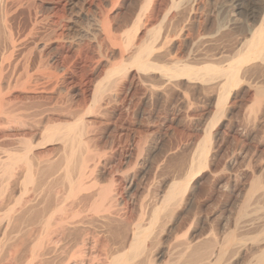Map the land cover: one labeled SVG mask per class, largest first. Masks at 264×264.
<instances>
[{"label": "rangeland", "instance_id": "rangeland-1", "mask_svg": "<svg viewBox=\"0 0 264 264\" xmlns=\"http://www.w3.org/2000/svg\"><path fill=\"white\" fill-rule=\"evenodd\" d=\"M110 1L113 0H18V4L24 2L21 4L27 6L19 5L20 12L23 14L26 12V16L23 15V18L29 17L27 15L34 11V14H31L32 17L38 14L40 15L38 17L43 18L49 14L48 19L54 20V23L49 19L44 24L45 28L39 27L37 40L35 38L38 47L32 49L33 43H31L32 46H28L32 55L27 52L28 50L26 51L28 47L22 51V53L25 52V55L28 53L29 57L27 54L24 58L25 55L21 53L24 56L22 58L19 53V55L17 54L19 57L16 55L14 58H9L12 61L7 59L11 64L4 65L5 58L0 56V76H3V79L2 76L0 77V81L3 83L0 82V90L3 89L0 92H3L0 98L5 99L4 101L0 99V111L4 110L5 114L8 115L0 112V264H26L27 262V264H32L30 261L34 264H44L45 261H49L51 264H59V259L56 258L58 254L52 251L56 254L53 255L52 249H50L55 246L56 241L53 243L43 231L40 233L39 230L43 228H40L43 222L41 221V224L37 221L42 218L41 215L43 214L47 213L45 217L50 216L56 203L58 204L56 210L66 208L67 205L71 208L72 193H69L70 184H67L65 174L68 171L67 173L71 177L75 175L74 167L79 164L81 154L84 157H90V159L87 158V164L90 163L89 166L92 170L88 168V171L93 177L90 176V179L94 181L96 179V184L98 183L97 185L100 187L98 188L96 185V188L107 190L112 187V191L116 190L115 192L119 193V201H123H121L122 208L120 207L123 215L130 206L132 207L134 195L135 198L141 196L145 189L155 191V193H164L168 190V186L174 182H184V184L188 182L186 185L189 186L188 190L190 189V194L192 192L193 199L186 205L187 207L185 206L187 210H185L183 217L185 218L184 224L194 222L193 227L188 226V224L181 226V229L178 227L180 229L178 231L175 229L173 231L175 235L172 233L171 239L174 237L176 239L172 243L175 244L177 239V241L183 240L185 237L182 236L187 232L188 235L185 234L187 237L199 238L200 236L199 239L204 240V243L209 241L212 233H216V237L220 238L218 242L221 245L223 244L222 240H226L224 238H228L226 236L230 235L234 241L229 246L228 256L230 253L232 256L229 259L226 257L227 261L234 264H264V239H262L264 238V200H262L264 198V169L262 168L264 164V63L261 60H254L245 65L248 67L251 64V69L248 71L249 75L244 72L240 73L239 76L242 75L240 84L232 87L225 94V102L218 108L217 101L223 93L219 84L223 82L220 75L216 74V76H220V82L216 80L218 76L216 77L215 73H210L207 76L204 71L193 72L191 74L192 79L188 77H167L165 79V76L156 71L145 72L146 74L137 71V67L129 60L137 51L136 48L140 45L142 38L143 40L147 38L146 41L149 40V42L152 41V38L146 37L148 35L144 36V33L148 34L146 29L149 28L150 30L156 23L155 27L158 25L156 30L158 34L161 33L157 39V44H155V47L159 48L156 49L159 56H155L154 51L152 57L157 60L158 64L159 62L160 64L169 63V68L186 63L198 67L207 63L217 65L219 63V66L224 63L222 66H227L232 56H235L236 52L238 53V50L241 49L244 40L249 39L251 30L256 29L261 23L264 17V0H158L159 3L156 1V7L161 6V12L156 8L158 12L156 11L157 16L155 17L157 18L155 19L157 20L155 22L153 20L154 24H150L153 25L152 27H149L147 22L150 10L146 11V0H119L117 4L120 7L117 8L118 6H116L113 11L115 12L114 23L120 27L119 34L117 33L118 37L125 40L129 29L131 32L136 30L137 32H135L139 36L142 35L139 37L137 34L136 37L133 31L131 36L134 41L126 47V53L124 51L123 54L117 49H109L108 44L107 47L104 46L107 43L105 37L101 32H98V21L103 19L106 11H111L108 10L112 7ZM33 3L34 5H31ZM42 5H44L43 8ZM44 8H48L50 11ZM138 11L139 13L145 11L142 16L146 15V18H143L147 24H143L146 27L148 25L147 28H142V24V27L138 25L141 21L137 24L138 27L133 29L136 26L134 23L137 14H139ZM251 12L257 16V19L249 17ZM162 13L163 15L168 13L167 23H162ZM69 14L72 15L69 16ZM62 17L67 19V22L64 18L61 20ZM158 19H160L159 23H157ZM27 20L29 21L28 18ZM142 20L144 22V19ZM72 21H76V23L74 22L73 25ZM163 25L167 26L161 28ZM138 28H140L141 33L138 32ZM125 30L126 32H124ZM53 32L54 34H52ZM163 32L165 34L167 32L169 37V53L166 52V55L168 53L169 56H166L163 50L159 52ZM61 33L66 36L64 37ZM93 34H98V36H93ZM48 35L49 38H47ZM149 36L151 35L149 34ZM1 39L0 36V48L4 43ZM45 42L48 46L45 45ZM99 43L102 44L99 45ZM97 44L98 46H96ZM235 44H238L239 47ZM132 46L135 47V50H133L134 47L130 48ZM42 48L47 53H43ZM103 48L104 50H102ZM103 51L110 54L106 55ZM127 51L132 52L128 54ZM99 56L102 58L100 57V59ZM204 56H207L206 60H204ZM103 57H105L106 63L105 59L110 58L108 63L111 64H106ZM118 57L122 58L119 59ZM27 58L30 60L27 61ZM36 60L41 61L40 67L36 65L38 64ZM124 60V63L127 64V67L125 66L126 74L122 76L125 73L123 70L121 74H115L116 79L113 75L111 82L109 72L113 67L112 65H119ZM126 61L130 62L127 63ZM112 62L114 63L112 64ZM255 65L260 66H257V69ZM254 68L255 71L257 70L256 72H254ZM53 74L57 76L54 77ZM123 77L127 79L126 84V79ZM211 77L214 78L212 79L214 82L212 80L207 82L206 79ZM118 80L121 81V85L119 83L117 86ZM108 81L111 82V85L107 84ZM113 81L117 82L114 83ZM166 83L167 86H165ZM101 84L103 91L107 90L105 93L107 96L102 92L100 99L102 102L96 103L94 94L96 87ZM108 92L111 93V97H109ZM114 95L116 96L114 97ZM15 114L17 115L14 116ZM13 117L16 118L13 119ZM75 123L79 124L76 127L78 132L76 131L77 133L74 135L76 139L80 136L76 141L81 144L75 147L79 157L74 160L71 167L69 163L66 165V161L71 154L72 147L71 145L68 146V142L63 139V132L60 134L58 132L53 137V135L50 136L45 132V128ZM79 126L81 130L78 129ZM79 130L81 132L83 130L82 133L84 134H81ZM83 144L85 148L82 147ZM76 145L79 144L76 143ZM88 153L92 156H89ZM29 165L31 169L28 168ZM70 169L73 172H70ZM97 175L101 179L97 178ZM128 176H132L134 182H132L130 190L127 188L129 187L127 184ZM43 179L45 182L42 181ZM255 181H258L262 187L253 190ZM99 182L102 184V188ZM154 188L155 190H153ZM65 197L70 199L66 200ZM60 201H63V204ZM58 202L62 205L60 206ZM57 206L60 207L57 209ZM46 207L47 209H45ZM29 209L31 210L30 213L33 211L34 217L39 215L41 217H38L37 221V218L33 220L32 214L28 212ZM34 210L42 212L35 214ZM69 210L67 209V212L72 209ZM23 213L33 218H30L31 223L34 222L31 224L33 226L30 223V226L28 225L29 217L26 215L25 217L28 218L24 219ZM34 214L39 215L35 216ZM45 217L40 220H44ZM25 220L26 224L23 223ZM53 230L55 227L50 232V236L52 235L50 238L54 240L57 235L52 232ZM258 233H261L262 238ZM40 234L42 237H38ZM55 235L56 237H54ZM46 237L48 242L45 240ZM43 238L45 240L44 245L47 243L50 253L44 245L46 250L43 247L39 251L37 250V244L38 246L41 245L39 243L43 242ZM259 238L260 240H258ZM40 240L42 241L40 242ZM33 243L34 249L31 248ZM240 243V247L243 243L245 245L240 248ZM53 248L56 250L55 247ZM231 248L235 251L238 248L239 250L234 252ZM37 251L38 253L41 252L40 256L39 254L35 255ZM179 253L180 250L177 249L173 256L177 258ZM173 256V261L177 260ZM231 262L227 263L233 264Z\"/></svg>", "mask_w": 264, "mask_h": 264}, {"label": "bare ground", "instance_id": "bare-ground-1", "mask_svg": "<svg viewBox=\"0 0 264 264\" xmlns=\"http://www.w3.org/2000/svg\"><path fill=\"white\" fill-rule=\"evenodd\" d=\"M119 0H113V1H110L112 4H111V9L109 8L108 10H111V11H106V15L104 14L103 16V19L98 21L99 23V30L98 32H101L104 37H105V40H106V44L104 46L107 47V44L109 46V49L111 48L112 50L114 49H117L120 53H126V47L129 46L134 40H133V37L131 36V34L134 33V35L137 37V34L136 33L137 31L136 30H133L132 32L129 31L127 32L126 34V39L123 40V39H120L117 35L118 31H120V27L118 26V24H115L114 23V15H115V12L114 9L116 6H118L119 4L118 3ZM121 1V0H120ZM156 1L157 3H159L158 0H146V11L150 10L149 11V14L147 16V22L149 23V27H152L153 25H150V24H154L153 23V20L155 22V16L156 15V8H158V10H160L161 12V9L160 7H156ZM197 1V0H195ZM236 1V0H235ZM32 2V1H31ZM44 3V1H42ZM192 2V1H191ZM22 3V2H21ZM18 4V0H0V36L1 38L3 39L4 43L2 45V48H0V56L5 58L4 62L6 64H9L10 61H7V59L9 58H14L17 54L19 55V53L21 54L22 51L24 49H26L28 46H32L31 43H33L34 45L31 47L32 49L34 48H37L38 47V44L35 42V38L37 37V32H38V29L40 26H42L43 28L44 27V24H46V22L49 21L48 19V15L47 16H44L43 18L41 17H38L40 15L38 14H35L37 16L35 17H32L31 14L33 13L34 14V11L30 14V15H27L29 17H27L29 19V21L27 20V18H23V15L26 16V12L23 14L22 12H20V6L19 5H22V4ZM28 3H30L28 1ZM36 3V2H35ZM197 3V2H196ZM26 4V3H25ZM42 4V3H41ZM145 4V3H144ZM163 4V3H162ZM195 4V3H193ZM31 5H34L31 4ZM30 5V7H31ZM48 5V4H47ZM160 5V4H158ZM23 7H25L24 5H22ZM21 6V8H22ZM51 6V5H50ZM194 6V5H193ZM234 6V5H232ZM240 6V5H239ZM27 7V6H26ZM29 7V9H30ZM44 7V5H42V8ZM120 6H118L117 8H119ZM144 7V6H143ZM142 7V8H143ZM167 7V6H166ZM145 8V7H144ZM150 8V9H148ZM24 9V8H23ZM22 9V11H23ZM33 9V8H32ZM48 11H50V9L48 8H44ZM43 9V10H44ZM72 9V8H71ZM53 10V9H52ZM140 10V9H139ZM144 10V9H143ZM47 11V12H48ZM118 11V10H117ZM142 11V10H141ZM138 13L137 14V18H136V21H135V25L133 27V29H135V27H138L137 24L139 26L143 27L142 28H147L146 26H144L143 23H145V25L147 24L145 22V18H146V15L145 16H142L145 14V11L141 13ZM169 11V10H168ZM166 11V12H168ZM158 12V11H157ZM102 13V12H101ZM117 13V12H116ZM137 13V12H136ZM47 14V13H46ZM147 14V12H146ZM158 14V13H157ZM72 14H69V16H71ZM160 15V14H159ZM24 16V17H25ZM161 16V15H160ZM264 16V15H263ZM262 16V17H263ZM50 17V15H49ZM101 17V15H100ZM145 17V18H143ZM162 23L164 24L167 20V17L168 16V13L164 14L162 13ZM249 17L251 18H256L257 19V16H255L253 14V12H251L249 14ZM261 17V16H260ZM64 17H62L61 20H63ZM70 18V17H69ZM68 18V19H69ZM72 18V17H71ZM128 18V17H127ZM159 18V17H158ZM60 19V18H59ZM58 19V20H59ZM86 19V18H85ZM135 19V18H134ZM144 19V22L143 20ZM200 19V18H199ZM28 23H27V21ZM52 21V19H50ZM64 20L67 22V19L64 18ZM72 20V19H71ZM70 20V21H71ZM77 20V19H76ZM159 20L158 19V22L159 23ZM192 20V19H191ZM238 20V19H237ZM261 20V19H260ZM54 21V20H53ZM52 21V22H53ZM69 21V22H70ZM73 22V21H72ZM71 22V23H72ZM76 23V21H74ZM74 22H73V25H74ZM131 22V21H130ZM194 22V21H193ZM232 22V21H231ZM236 22V21H235ZM54 23V22H53ZM56 23V21H55ZM70 23V24H71ZM120 23V22H119ZM161 23V21H160ZM167 23V22H166ZM243 23V22H242ZM58 24V23H56ZM132 24V25H134ZM142 24V25H141ZM156 24V23H155ZM155 24H154V27H152L150 30L149 28H147V33H144L148 36L146 37H149V38H152V41L149 42L146 41V40H143L142 38V41L140 43V45L138 46L137 51H135V54L132 56L131 59H129L130 63H133L136 67H137V71H142L143 73L145 72H149V71H156V72H159L161 73L163 76H165L164 78L166 79L167 77L169 78H179V77H188L190 79L191 78V74L194 72V73H197V72H200V71H204L206 73V75L208 76L210 73H215V76L216 74L220 75L222 78H223V82L219 83L220 84V88H222L221 90H223V93L219 96L218 98V101H217V106L218 108L221 107V105L225 102V94L227 92H229V90L234 87V86H237L238 84H240V80H242V75H240V73H248V71L251 69L250 65L247 67H245V65H248V63L254 61V60H261V62L264 63V17L262 18L261 20V23L259 24L258 27H256V29L254 30H251L250 32V37L248 36L249 39H247L246 41L244 40V43L241 44V49L238 50L239 52L237 53L236 52V55L233 57L232 56V59L229 61L228 65L227 66H222L224 63H221L219 66V63L218 65L213 63V64H204L203 66L201 67H198V66H191V65H188L187 63L186 64H182L181 66H175L173 68H169V63L167 64H158L157 60L154 59L152 56H153V53L155 51H158L156 49H159L158 47L156 48L155 47V44H157V39H159V36L161 35L160 31L158 34L157 32V26L155 27ZM237 24V23H236ZM66 25V24H65ZM64 25V26H65ZM72 25V26H73ZM77 25V24H76ZM131 25V27H132ZM60 25H58L59 27ZM164 26H167V25H163L161 26V28H165ZM55 27V26H54ZM61 27V26H60ZM66 27V26H65ZM130 27V28H131ZM69 28V27H68ZM141 28V29H142ZM160 28V29H161ZM255 28V27H253ZM49 28L47 27V30ZM55 29V28H53ZM67 29V28H66ZM71 29V27H70ZM70 29L69 32H70ZM97 29V28H96ZM122 29V27H121ZM140 28H138L139 30ZM167 29V28H166ZM244 29V28H243ZM40 30V29H39ZM64 30V29H63ZM124 30V29H123ZM127 30V29H126ZM126 30L124 32H126ZM162 30V29H161ZM136 31V32H135ZM145 31V30H144ZM163 31V30H162ZM161 31V32H162ZM169 31V30H168ZM247 31V30H246ZM55 32V31H54ZM54 32L52 34H54ZM140 32V30L138 31ZM146 32V31H145ZM93 33V32H92ZM94 33H97V31H94ZM100 33V34H101ZM121 33V32H120ZM123 33V32H122ZM141 33V32H140ZM56 34V33H55ZM64 35V33H61ZM69 34V33H68ZM119 34V33H118ZM149 34L151 36H149ZM164 34V35H163ZM163 36L161 38V44H160V50L159 52H161L163 50V52L165 53L166 55V52L169 53L168 51V47H169V37H168V34L166 32V34L163 32ZM248 34V33H246ZM98 36V34H93V36ZM123 35V34H122ZM133 35V36H134ZM158 35V36H157ZM3 36V37H2ZM39 36V35H38ZM66 35H64L65 37ZM92 36V35H91ZM121 36V35H120ZM124 36V35H123ZM139 36V34H138ZM142 36V35H140ZM139 36V37H140ZM86 37V36H85ZM88 37V35H87ZM122 37V36H121ZM243 37V36H242ZM39 38V37H38ZM41 38V36H40ZM47 38H49V35L47 36ZM90 38V37H89ZM94 38V37H93ZM124 38V37H123ZM144 38V39H145ZM1 39V40H2ZM62 39V38H61ZM68 39V37H67ZM70 39V38H69ZM135 39V37H134ZM141 39V38H140ZM240 39V38H239ZM37 40V38H36ZM39 40V39H38ZM45 40V38H44ZM48 40V39H47ZM65 41V39H63ZM238 40V39H237ZM46 41V40H45ZM97 41V40H96ZM48 42V41H47ZM51 42V41H50ZM66 42V41H65ZM81 42V41H80ZM240 42V41H239ZM238 42V44H240ZM1 43V42H0ZM29 43V45H28ZM105 43V41H104ZM31 44V45H30ZM49 44V43H48ZM77 44V43H76ZM96 44V43H95ZM102 44V43H99V45ZM136 44V43H135ZM134 44V46H135ZM159 44V43H158ZM238 44L236 45L237 47ZM45 45L46 42H45ZM41 46V45H40ZM48 46V45H47ZM46 46V47H47ZM71 46V45H69ZM76 45L74 44V47ZM98 46V44L96 45ZM134 46L130 47V48H133ZM157 46V45H156ZM1 47V45H0ZM43 47V46H42ZM72 47V46H71ZM101 47V46H100ZM136 47V46H135ZM135 47L133 50H135ZM234 47V46H233ZM30 47H28V49H26V51L32 55V53H30ZM105 48V47H104ZM104 48L102 50H104ZM31 49V51H32ZM44 48H42L41 51H43ZM101 49V48H100ZM100 49H99V53H100ZM239 49V48H237ZM46 50V49H45ZM58 50V49H57ZM165 50V51H164ZM39 51V50H38ZM130 51V49H129ZM233 51V50H232ZM231 51V52H232ZM235 51V50H234ZM237 51V50H236ZM46 52V51H45ZM43 51V53H45ZM55 52V51H54ZM104 52V51H103ZM102 52V53H103ZM117 52V51H116ZM128 52V51H127ZM132 52V51H131ZM130 52V53H131ZM134 52V51H133ZM162 52V53H163ZM217 51H215L216 53ZM25 53V52H24ZM22 53V54H24ZM24 56H22V54L20 55V57H24L26 58L27 54ZM36 53H38L36 51ZM41 53V52H40ZM39 53V54H40ZM47 53V52H46ZM49 53V52H48ZM109 53V52H108ZM107 53V54H108ZM128 52V54H130ZM158 53V52H157ZM155 54L158 55V54ZM163 53V54H164ZM167 53L166 56H169V54ZM29 54H28V57H29ZM38 54V55H39ZM104 54H106V52H104ZM106 54V55H107ZM110 54V53H109ZM160 54V53H159ZM217 54V53H216ZM16 56V57H19V56ZM49 55V54H48ZM99 55V54H98ZM102 55V54H101ZM105 55V56H106ZM164 55V56H165ZM213 55V54H212ZM219 55V54H218ZM120 56V55H119ZM122 56V55H121ZM159 56V55H158ZM31 57V56H30ZM38 57V56H37ZM42 57V55H41ZM39 57V58H41ZM102 58V56H99V58ZM124 57V56H122ZM122 57H118L119 59L122 58ZM206 60V57L207 56H204ZM209 57V56H208ZM212 57V56H211ZM214 57V56H213ZM216 57V56H215ZM220 57V56H219ZM100 58V59H101ZM104 58L103 57V61H104ZM108 58V57H107ZM117 58V59H118ZM157 58V57H155ZM161 58V57H160ZM166 58V57H165ZM210 58V57H209ZM224 58V57H223ZM18 59V58H17ZM36 59V58H35ZM44 59V58H43ZM49 59V58H48ZM52 59V58H51ZM80 59V58H79ZM110 59V58H108ZM108 59H105L108 63ZM118 59V60H119ZM162 59V58H161ZM168 59V58H167ZM12 61V59H9ZM14 60V59H13ZM16 60V58H15ZM24 60V59H22ZM26 60V59H25ZM30 60V59H29ZM28 58H27V61H29ZM46 60V59H44ZM116 60V59H115ZM158 60H159V57H158ZM165 60V59H164ZM203 60V62H204ZM214 60V59H213ZM37 61V60H36ZM35 61V62H36ZM74 61V60H73ZM91 61V60H90ZM94 61V60H93ZM97 61V60H95ZM99 61V60H98ZM163 61V59L161 60ZM216 61V60H215ZM24 62V61H23ZM38 64V67H40L39 65L41 61H37ZM36 62V63H37ZM47 62V61H46ZM92 62V61H91ZM102 62V61H100ZM105 62V61H104ZM120 62V60L118 61ZM124 61L121 62V64L119 65H116L113 64L114 62H112V68L109 72V78L111 79V77H113V75L115 76V79L117 78L115 74L119 73L121 74V71L124 70V74L122 76H124L126 74V71H125V66L127 65L126 63H124ZM127 62V61H126ZM127 62V63H128ZM167 62V61H166ZM169 62V61H168ZM210 62V61H209ZM220 62V61H219ZM260 62V61H259ZM17 63V62H16ZM21 63V62H20ZM19 63V64H20ZM29 63V62H28ZM45 63V62H44ZM42 63V65L44 64ZM94 63V62H93ZM97 63V62H96ZM95 63V64H96ZM106 63V62H105ZM106 63V64H107ZM110 63V62H109ZM108 63V64H109ZM162 63V62H161ZM211 63V62H210ZM226 63V61H225ZM11 64V63H10ZM18 64V65H19ZM30 64V63H29ZM100 64V63H99ZM111 64V63H110ZM256 64V62H255ZM262 64V63H261ZM35 65V67H36ZM71 65V64H70ZM69 65V66H70ZM94 65V64H93ZM14 66V65H13ZM27 66V65H26ZM34 66V64H33ZM44 66V65H43ZM42 66V67H43ZM96 66V65H95ZM94 66V67H95ZM256 66V65H255ZM257 66H260V65H257ZM256 66V68L258 69V67ZM6 67V66H5ZM9 67V65H8ZM18 67V66H17ZM25 67V66H24ZM34 67V68H35ZM97 67V66H96ZM111 67V66H110ZM127 67V66H126ZM133 67V66H132ZM2 68H3V65H2ZM15 68H16V65H15ZM89 68V67H88ZM4 69V68H3ZM2 69V72L5 70ZM28 69V68H27ZM66 69V68H65ZM64 69V70H65ZM197 70V71H196ZM15 71V70H14ZM34 71V70H33ZM129 71V70H128ZM253 71V70H252ZM257 71V70H256ZM255 71V68H254V72ZM13 72V71H12ZM24 72H26L24 70ZM67 72V71H66ZM251 72V71H250ZM65 73V72H64ZM63 73V74H64ZM123 73V72H122ZM259 73V72H258ZM27 74V73H26ZM47 74V73H46ZM44 74V75H46ZM49 74V73H48ZM128 74V73H127ZM135 74V73H134ZM146 74V73H145ZM155 74V72H154ZM13 75V74H12ZM108 75V74H107ZM118 75V74H117ZM130 75V74H129ZM129 75H126V76H129ZM217 75V76H218ZM249 75V73H248ZM2 76V75H1ZM0 76V77H1ZM54 76V74L52 75ZM55 76H57L55 74ZM54 76V77H55ZM125 76V77H126ZM135 76V75H134ZM216 76V77H217ZM218 76L216 78L217 81H219V77ZM244 76V75H243ZM58 77H59V74H58ZM123 77V78H125ZM241 77V78H240ZM18 78V77H17ZM120 78H122L120 76ZM119 78V79H120ZM127 78V77H126ZM125 78V79H126ZM244 78V77H243ZM245 78H246V75H245ZM249 78V77H248ZM2 79H3V76H2ZM12 79V78H11ZM198 79V78H197ZM214 79L213 77L211 78H208L206 79L207 82H209L210 80ZM16 80V79H15ZM38 80V79H37ZM49 80V78H48ZM52 80V79H51ZM168 80V79H167ZM246 80V79H245ZM59 81V80H58ZM106 81V80H105ZM119 81V80H118ZM125 81V80H123ZM122 81V82H123ZM213 81V80H212ZM221 81V80H220ZM219 81V82H220ZM244 81V80H243ZM1 84L2 81H0ZM10 82V81H9ZM18 82V81H17ZM49 82V81H47ZM46 82V83H47ZM53 82V81H51ZM111 82H112V79H111ZM111 82L108 81L107 84L109 83L111 85ZM114 82V81H113ZM117 82V81H115ZM114 82V83H115ZM121 81L117 82V86L119 85ZM165 82V81H164ZM214 82V81H213ZM19 83V82H18ZM35 83V82H34ZM57 83V82H56ZM60 83V82H59ZM98 83V82H97ZM103 83V82H102ZM127 83V79H126V82L125 84ZM217 83V82H216ZM0 84V85H1ZM29 84V83H28ZM50 84V82H49ZM124 84V85H125ZM218 84V85H219ZM48 85V84H47ZM56 85V84H55ZM121 85V83H120ZM222 85V86H221ZM115 86V85H114ZM123 86V85H122ZM167 86V83L166 85ZM55 87V86H54ZM111 87V86H110ZM152 87V86H151ZM1 88V87H0ZM8 89H9V86H8ZM58 89V88H57ZM108 89V88H107ZM163 89V88H162ZM3 90V89H1ZM0 90V92H1ZM103 85L101 84L100 86L96 87V91H95V94H94V100L96 101V103L98 101L102 102L100 99L102 98V92L107 93V90L103 91ZM111 90V89H110ZM109 92H112L110 91ZM153 90V89H152ZM116 91V90H115ZM158 91V90H156ZM160 91V90H159ZM59 92V91H57ZM108 92V93H109ZM162 92V91H161ZM3 93V92H2ZM0 93V96H2ZM51 93V91H50ZM158 93V92H157ZM5 94V93H4ZM3 94V95H4ZM53 94V93H51ZM114 94V93H112ZM148 94V93H147ZM61 95V94H60ZM107 96V94H105ZM109 97H111V93L108 94ZM153 95V94H152ZM156 95V94H154ZM5 96V95H4ZM53 96V95H52ZM64 96V95H63ZM116 95H114L115 97ZM126 96V95H125ZM48 97V96H47ZM59 97V96H58ZM104 97V95H103ZM157 97V96H156ZM155 97V98H156ZM49 98V97H48ZM57 98V97H56ZM108 98V97H107ZM125 98V97H124ZM160 98H161V95H160ZM167 98V97H166ZM1 99V98H0ZM112 99V98H110ZM114 99V98H113ZM162 99V98H161ZM1 100H5L2 99ZM58 100V99H57ZM106 100V98H105ZM109 100V98H108ZM154 100V99H152ZM94 101V102H95ZM48 102V101H47ZM99 102V104H100ZM104 102V101H103ZM2 103V102H1ZM4 103V102H3ZM8 104V103H7ZM6 104V105H7ZM102 104V103H101ZM54 106V104H53ZM103 106V105H102ZM101 106V107H102ZM47 107V106H46ZM56 107V106H55ZM54 107V108H55ZM50 108V107H49ZM58 108V107H57ZM62 108V107H61ZM4 109V108H3ZM59 109V108H58ZM6 110V109H5ZM10 111V109H9ZM0 112H4V110H1ZM58 112V111H57ZM56 112V113H57ZM8 113H11V112H8ZM13 114V113H12ZM48 114V113H47ZM50 114V113H49ZM76 114V113H75ZM4 115L5 112H4ZM4 115L2 114V116L4 117ZM11 115V114H10ZM17 114H15L14 116H16ZM8 116V115H6ZM57 116V115H55ZM18 117V116H17ZM1 118V117H0ZM8 118V117H7ZM10 118V117H9ZM12 118V117H11ZM16 118V117H13V119ZM19 118V117H18ZM76 118V116H75ZM8 120V119H7ZM6 120V121H7ZM18 120V119H17ZM4 121V122H6ZM10 121V120H9ZM12 121V119H11ZM46 121V120H45ZM82 121V120H81ZM15 122V120H14ZM83 122V121H82ZM9 123V122H8ZM22 123V122H20ZM80 123V122H79ZM78 123V124H79ZM84 123V122H83ZM82 123V124H83ZM10 124V123H9ZM23 124V123H22ZM77 123L73 124V125H67V126H55V127H48L47 129L45 128V132H47L48 135L52 136L53 137L59 132V134L61 132H63L62 136H63V139L66 140V142H68V146L71 145V154L70 156L67 158V164L69 163V165L73 166V162L75 159H77L79 157V155H77V152L75 150V147H78L80 146V142L79 141H76L80 136L75 137V133H77L78 131L76 130V127L78 125ZM81 124V125H82ZM58 125V124H57ZM50 126V125H49ZM84 126V125H83ZM46 127V126H45ZM27 128V127H26ZM78 129H80V126L78 127ZM81 130V129H80ZM79 130V132H81ZM44 131V130H43ZM77 131V132H76ZM83 132V130H82ZM81 134H84L82 133ZM85 132V131H84ZM44 133V132H43ZM42 134V133H41ZM45 134V133H44ZM58 134V135H59ZM78 133V135H81ZM43 135V134H42ZM58 137V136H57ZM59 138V137H58ZM46 139V138H45ZM83 140V139H82ZM47 141V140H46ZM70 142V143H69ZM83 143V141H81ZM78 143L79 145H76L75 144ZM85 144V143H84ZM83 144L82 147L85 148V145ZM26 148V147H25ZM31 148V147H30ZM87 148V147H86ZM81 149V148H80ZM79 150V149H78ZM29 150L27 149V152ZM83 151V150H82ZM81 152V151H79ZM89 152V151H88ZM82 153V152H81ZM84 153H87V152H84ZM89 154V153H88ZM86 154V155H88ZM203 154H205V151H203ZM69 155V154H68ZM67 155V156H68ZM91 154H89L90 156ZM92 156V155H91ZM95 157V156H93ZM87 158L90 159V157H84L83 154L80 155V160L78 161V165L74 167V169L76 170V172L74 173L75 175H72L73 177H71L69 175V173H67L66 171V174H65V178L66 180L68 181L67 184H70L69 186V193L71 194L72 193V205H71V208L67 207L66 208H59L63 203V201L61 202L62 204L59 205L60 206H57V209L56 210V205H58L56 203V205H54V211L51 212L50 216H47L45 217L46 214H43L41 215L42 218L45 217L44 220H40L42 218L38 220V217H41L39 214L38 215H35L37 212L39 211H35V216H38V217H34L33 216V211L32 213H30L29 211H31L30 209L28 210L29 214H32V217L34 218H31L28 216V214H26L28 217H25L26 215L24 214L23 218L26 219L28 218L30 221L28 222V225L31 223V219L35 220L37 222H41L42 226L40 227V224H39V227L42 228L40 231H43V233H45L46 235L45 236H48L49 240L51 239L52 242L56 241L54 243L55 246V249L52 247L50 249L51 252L52 251H55V253L58 254V256L56 258L59 259V264H230V263H227V262H231V261H227L231 255L230 253V256H228L229 252H230V249H229V246L232 244V242L234 241V238L230 235H227L226 237L228 238H224L226 240H222L223 244L221 245L219 242H218V239L220 238H217L216 237V233H212V237L210 235V238H209V241H206L204 243V240H200L199 238H201L199 236L198 237H194L192 236V238L190 237H187L186 235H188V232L187 234L182 237H185L183 240H180V241H177L176 240V243H172L176 238L174 237V239L172 240L171 239V235L172 233H174L173 231H175V229L180 230L181 229V226L183 227L184 225H188L187 223L184 224V213H185V206L187 204H189V202H191V199L192 198V192L191 194L189 193L190 189L188 190V185H186L187 183L184 184V182H174L172 183L171 185H169L168 187V190L165 191L164 193H155V191H152V190H145L143 191L144 193H142L141 196H137L135 198V195H134V201L132 203V207L130 206L129 209L127 210V212H124L125 214L123 215L121 210H120V207L122 208V203L121 201H119V196L118 194L115 192V191H112V187L109 189H98L100 188L97 184H96V179L95 181L94 180H91L90 179V176L92 174H90V172L88 171V168L91 169V167L89 166V164H87ZM92 159V158H91ZM96 159V158H95ZM94 160V159H93ZM90 161V160H89ZM3 163V162H2ZM29 163V162H28ZM62 163V162H61ZM51 164V163H50ZM65 164V163H64ZM65 165V167H66ZM44 166V165H43ZM54 166V165H53ZM71 166V167H72ZM31 166L29 165L28 168H30ZM64 167V168H65ZM27 168V169H28ZM62 168V167H61ZM262 168L264 169V164L262 165ZM31 169V168H30ZM29 169V170H30ZM67 169V168H66ZM72 169V168H71ZM70 169V170H71ZM42 170V169H41ZM57 170V169H56ZM92 170V169H91ZM58 172V171H57ZM60 172V171H59ZM70 172H73L72 170ZM62 173V172H60ZM94 173V172H93ZM37 174V173H36ZM47 174V173H46ZM73 174V173H72ZM95 174V173H94ZM98 174V172H97ZM113 174V173H112ZM100 175V174H99ZM99 175H97V178L101 179L100 177H98ZM128 175V174H126ZM45 176V174H44ZM95 176V175H94ZM133 176V175H132ZM131 176V177H132ZM92 177V176H91ZM102 177V176H101ZM128 176V186L127 187L129 190L132 188V182H133V179ZM59 178V177H58ZM57 178V179H58ZM93 178V177H92ZM96 178V177H95ZM64 179V177H63ZM46 180V179H45ZM52 180V179H51ZM65 180V179H64ZM63 180V181H64ZM98 180V179H97ZM44 181V179L42 180ZM99 181V180H98ZM45 182V181H44ZM256 183H254L253 185V190H257L259 189L260 187H262L258 181H255ZM258 182V183H257ZM43 183V182H42ZM53 183V182H52ZM62 183V182H60ZM100 183V182H99ZM121 183V182H120ZM134 183V182H133ZM101 184V183H100ZM45 185V184H44ZM61 185V184H60ZM98 188H96L97 186ZM152 185V184H151ZM166 185V184H165ZM68 186V185H66ZM101 188H102V184L100 185ZM112 186V185H110ZM162 186V185H161ZM150 187V186H149ZM156 187V186H154ZM44 188V187H43ZM70 188H71V191H70ZM107 188V187H106ZM146 188V187H144ZM67 189V190H68ZM136 189V188H135ZM152 189V188H151ZM162 189V187H161ZM114 190V188H113ZM123 190V189H122ZM155 190V188L153 189ZM157 190V189H156ZM159 191V190H157ZM162 191V190H160ZM164 191V190H163ZM48 192V191H47ZM65 192V191H64ZM118 192V191H117ZM129 192V191H128ZM131 192V191H130ZM129 192V193H130ZM153 192V193H152ZM68 193V192H67ZM66 193V194H67ZM69 194V195H70ZM45 197V195H43ZM64 196L65 193H64ZM63 198V197H62ZM123 198V197H122ZM66 199V197H65ZM70 198H67L66 200H69ZM121 199V198H120ZM262 199V198H261ZM45 200V198H44ZM264 200V198L262 199ZM54 201V200H53ZM123 202V201H122ZM264 202V201H263ZM46 203V201H45ZM54 203V202H52ZM50 203V204H52ZM69 203V202H68ZM126 203V202H125ZM193 204V203H192ZM47 205V204H46ZM65 205V204H64ZM69 205V206H70ZM66 206V205H65ZM183 206V207H182ZM52 207V206H51ZM187 207V206H186ZM38 209V208H37ZM42 209V208H41ZM40 209V210H41ZM47 209V207L45 208ZM66 209V210H65ZM67 209H72L70 212H67ZM127 209V208H126ZM189 209V208H188ZM26 210V209H25ZM44 210V208H43ZM51 210V209H50ZM56 211V213H54ZM126 211V210H125ZM42 211H40L39 213L41 214ZM44 213L46 211H43ZM188 212V211H187ZM27 213V212H26ZM50 213V211H49ZM122 215H121V214ZM189 214V213H188ZM21 215V214H20ZM19 215V216H20ZM196 215V214H195ZM186 216V215H185ZM188 216V215H187ZM191 217V216H190ZM258 217V216H256ZM22 218V220H23ZM31 218V219H30ZM194 218V216H193ZM200 218V217H199ZM249 218V217H248ZM197 219V218H195ZM194 219V220H195ZM260 219V218H259ZM21 220V219H20ZM193 220V221H194ZM248 220V219H247ZM35 221V222H36ZM192 221V220H191ZM250 221V220H249ZM21 222V221H20ZM25 221H23V223H25ZM186 222V221H185ZM190 222V221H189ZM240 222V221H239ZM238 222V223H239ZM246 222V221H244ZM260 222V221H259ZM22 223V225H23ZM194 223V222H193ZM193 223L189 224L188 226H192ZM243 223V222H242ZM253 223V222H252ZM263 223V222H261ZM11 224V223H10ZM17 224V223H16ZM26 224V223H25ZM198 224V223H197ZM240 224V223H239ZM27 225V227H28ZM29 225V226H30ZM38 225V224H36ZM35 225V226H36ZM195 225V224H194ZM262 225V224H261ZM264 225V224H263ZM24 226V225H23ZM33 226V225H31ZM238 226V224H237ZM16 227V226H15ZM26 227V228H27ZM55 227V230H53L52 232H55L56 235L54 237H56V239H52L50 238V232L51 230ZM178 227L180 229H178ZM193 227V226H192ZM191 227V228H192ZM241 227V226H240ZM239 227V228H240ZM248 227V226H247ZM259 227V226H258ZM32 228V227H31ZM30 228V229H31ZM37 228V226H36ZM189 228V227H188ZM187 228V229H188ZM190 228V230H191ZM238 228V227H237ZM38 229V228H37ZM185 229V228H184ZM246 229V228H245ZM27 230H29L27 228ZM183 230V228H182ZM189 230V229H188ZM187 230V231H188ZM193 230V229H192ZM201 230V229H200ZM241 230V229H240ZM257 230V229H256ZM30 231V230H29ZM38 231V232H39ZM260 232L262 230H259ZM258 231V232H259ZM8 232V231H7ZM180 232V231H179ZM195 232V231H194ZM248 232V231H247ZM257 232V231H256ZM183 233V232H182ZM190 233V231H189ZM264 233V231H263ZM36 234V233H35ZM39 234V233H38ZM49 234V235H47ZM180 234V233H179ZM178 234V235H179ZM196 234V233H195ZM203 234V232H202ZM259 234V233H258ZM261 234V233H260ZM259 234V236H260ZM41 235V236H40ZM38 237H42V234H40ZM175 235V233H174ZM190 235V234H189ZM215 235V236H214ZM248 235V234H247ZM44 236V235H43ZM191 236V235H190ZM196 236V235H195ZM198 236V235H197ZM204 236V235H203ZM3 237V235H2ZM53 237V238H54ZM177 237V236H176ZM181 237V236H180ZM262 238V236H260ZM33 238V237H32ZM178 238V237H177ZM206 238V237H205ZM40 239V238H39ZM47 239V237L45 238V240ZM243 239V237H242ZM246 239V238H245ZM264 239V238H262ZM43 240V242H41ZM40 240L41 245L38 246L37 244V250L39 251L40 249H42L43 245L45 244V240L44 238ZM50 240V241H51ZM250 240V239H249ZM260 240V238L258 239ZM48 242V240H46ZM240 241V240H238ZM252 241V240H251ZM221 242V241H220ZM249 242V241H248ZM49 244V243H48ZM52 244V243H51ZM175 245V246H174ZM241 243L239 244V247H240ZM243 245H245V243H243ZM243 245L241 247H243ZM252 245V244H251ZM30 246V245H29ZM34 246V243L32 245L31 248H33ZM46 246V248L48 247L47 246V243L46 245H44V247ZM50 246V244H49ZM67 246V248H66ZM238 246V245H237ZM43 247V248H44ZM175 247V249H174ZM232 247V246H231ZM240 247V248H241ZM245 247V246H244ZM49 248V247H48ZM47 248V249H48ZM246 248V247H245ZM34 249V248H33ZM32 249V250H33ZM179 249L180 250V253H179V257H174L173 254L176 252V250ZM236 249V248H235ZM44 250H46L44 248ZM49 250V249H48ZM175 250V252H174ZM232 250V248H231ZM237 250V249H236ZM239 250V248H238ZM235 251L234 249L232 251L234 252H238ZM30 251V249H29ZM35 252V255L36 254H39L40 256V253ZM42 251V250H41ZM231 251V252H232ZM249 251V250H248ZM179 252V251H177ZM262 252V251H261ZM49 253H50V250H49ZM53 253V252H52ZM51 253V254H52ZM53 253V255L55 254ZM177 254V253H176ZM237 254V253H235ZM234 254V255H235ZM263 254V253H262ZM42 255V254H41ZM51 255V256H53ZM56 255V254H55ZM175 255V254H174ZM238 255V254H237ZM240 255V254H239ZM38 256V255H37ZM38 256V257H39ZM43 256V255H42ZM50 256V257H51ZM172 256L177 259L175 261H173L172 259ZM244 256V255H243ZM36 257V256H35ZM37 257V258H38ZM226 257L228 259H226ZM41 258V257H40ZM47 259V257H44ZM233 258V257H232ZM231 258V259H232ZM238 258V257H237ZM264 258V257H263ZM43 259V258H42ZM41 259V260H42ZM57 259V260H58ZM37 260V259H36ZM34 260V261H36ZM45 261V259H43ZM42 260V261H43ZM56 260V261H57ZM43 261V263H44ZM32 264H34V262L30 261ZM28 263V262H27ZM26 263V264H27ZM38 263V262H37ZM45 263H49V261H45ZM44 263V264H45ZM233 263V262H231ZM19 264V263H17ZM21 264V263H20ZM41 264V263H39ZM51 264V263H49ZM234 264V263H233Z\"/></svg>", "mask_w": 264, "mask_h": 264}]
</instances>
